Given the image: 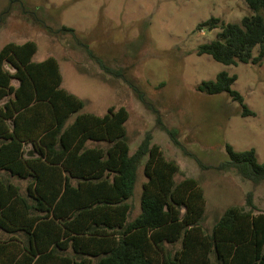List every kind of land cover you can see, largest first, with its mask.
Masks as SVG:
<instances>
[{
    "label": "trees",
    "instance_id": "16d2710c",
    "mask_svg": "<svg viewBox=\"0 0 264 264\" xmlns=\"http://www.w3.org/2000/svg\"><path fill=\"white\" fill-rule=\"evenodd\" d=\"M244 2L252 13L239 23L211 18L198 26L219 28L198 56L226 66L264 59V0ZM36 51L32 41L0 49V264H264V215L252 211V194L249 209L228 207L205 229L198 181L176 180L178 165L150 133L130 153L124 107L80 113L85 103L61 87L57 60L35 62ZM236 79L222 71L197 90L226 93L241 116L254 115L232 89ZM157 123L179 146L177 130ZM225 151L219 170H235L254 185L264 180L254 148L238 152L225 144ZM141 165L139 213L130 219Z\"/></svg>",
    "mask_w": 264,
    "mask_h": 264
},
{
    "label": "rangeland",
    "instance_id": "374dc122",
    "mask_svg": "<svg viewBox=\"0 0 264 264\" xmlns=\"http://www.w3.org/2000/svg\"><path fill=\"white\" fill-rule=\"evenodd\" d=\"M250 13L244 0H0V49L32 41L33 61L56 59L61 87L85 103L80 113L103 115L109 107H124L130 153L150 133L164 157L178 165L176 180L198 181L206 202L202 224L209 230L228 207L249 209V193L252 211L264 215V180L254 185L235 170L218 169L228 160L225 144L238 152L254 148L264 163V59L226 66L197 55L219 32L199 29L200 24L211 18L239 23ZM222 71L236 75L232 89L254 115L241 116L240 105L226 93L197 90ZM158 118L177 130L179 146L160 129ZM144 181L141 165L130 219L139 213Z\"/></svg>",
    "mask_w": 264,
    "mask_h": 264
}]
</instances>
